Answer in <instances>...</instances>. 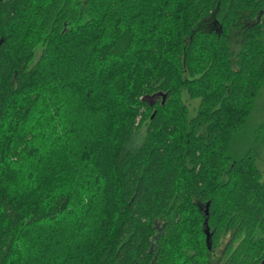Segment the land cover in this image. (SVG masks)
<instances>
[{"label":"trees","instance_id":"trees-1","mask_svg":"<svg viewBox=\"0 0 264 264\" xmlns=\"http://www.w3.org/2000/svg\"><path fill=\"white\" fill-rule=\"evenodd\" d=\"M263 87L264 0H0V264H264Z\"/></svg>","mask_w":264,"mask_h":264},{"label":"rangeland","instance_id":"rangeland-1","mask_svg":"<svg viewBox=\"0 0 264 264\" xmlns=\"http://www.w3.org/2000/svg\"><path fill=\"white\" fill-rule=\"evenodd\" d=\"M152 102L155 101V99H150ZM264 127V87L262 89V93L260 97L258 98L256 102V106L253 112V115L251 117V123H250V130L252 133H255L254 131L258 129L259 127ZM257 153H258V166L259 168L264 172V132L261 138V144L257 147ZM226 241H223L220 248L216 251L217 256H220L222 253V247L225 246Z\"/></svg>","mask_w":264,"mask_h":264},{"label":"water","instance_id":"water-1","mask_svg":"<svg viewBox=\"0 0 264 264\" xmlns=\"http://www.w3.org/2000/svg\"><path fill=\"white\" fill-rule=\"evenodd\" d=\"M158 95H161V93H159ZM166 99V95H164V100Z\"/></svg>","mask_w":264,"mask_h":264}]
</instances>
